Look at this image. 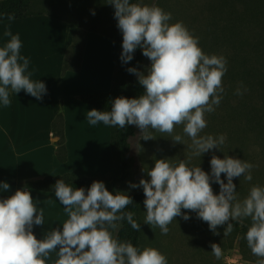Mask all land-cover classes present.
Instances as JSON below:
<instances>
[{
	"label": "clouds",
	"instance_id": "obj_1",
	"mask_svg": "<svg viewBox=\"0 0 264 264\" xmlns=\"http://www.w3.org/2000/svg\"><path fill=\"white\" fill-rule=\"evenodd\" d=\"M108 4L115 8L114 17L123 35L122 63L128 64L139 48L151 65L146 73L136 67L127 69L137 75L144 89L141 95L115 98L110 111H88V123L96 126L102 122L120 129L134 125L145 141L155 139L153 132H159L174 143L185 144L181 135H173L177 126H183V133L191 139L193 155L221 150L225 135L201 133L207 127L205 114L214 112L223 98L226 58L205 54L198 38L182 22L170 24L171 13L159 6L130 0H108ZM3 19L10 22L15 17L0 15ZM3 36L9 39L0 46V104L10 106V93L21 90L42 100L47 94L46 84L31 79L30 60L21 55L19 34L6 27ZM236 94L243 95V91L238 88ZM210 166L211 174L200 166L189 167L184 160L178 165L167 159L156 160L153 168L145 170L150 180L142 178L139 184L130 185L143 188L144 223L158 227L166 235L176 217L190 219L182 212L189 210L207 222L214 235H219L218 227L226 225L227 236L234 230L233 222L250 219L245 235L247 246L259 258L257 264H264V186L251 187L241 200L233 182L237 177L251 181L254 165L228 155L223 159L213 155ZM222 174H226V183ZM213 182L219 184V194L214 193ZM0 187L6 192L10 185L4 182ZM54 193L68 219L62 230H49L43 239L33 232L34 226L45 224V215L42 208L37 212L31 191L19 189L0 199V264H47L53 252L57 255L54 264H168L157 249L141 250L130 241L118 239L124 221L136 231L141 228L135 214L125 211L134 203L127 193L110 192L103 181H94L85 189L73 188L62 179L54 185ZM211 248L220 259L219 244L213 243Z\"/></svg>",
	"mask_w": 264,
	"mask_h": 264
},
{
	"label": "rangeland",
	"instance_id": "obj_2",
	"mask_svg": "<svg viewBox=\"0 0 264 264\" xmlns=\"http://www.w3.org/2000/svg\"><path fill=\"white\" fill-rule=\"evenodd\" d=\"M225 1H141L142 4L156 5L165 12L171 13L170 24L182 22L189 32L198 38L199 46L205 54L226 58L227 72L222 78L223 98L220 104L215 106L214 112L205 114L207 127L201 133V135L214 137L223 134L226 140L221 146L222 151L217 148L210 150L203 156H195L190 147L191 139L183 133V126H177L173 135H181L185 144L174 143L167 134L159 132H153L155 139L145 141L141 139L140 129L133 125L136 136L130 142V153L136 158L137 165L132 170L131 177L118 187L119 191L127 194L143 192L142 186L132 188L130 185L139 184L142 178L150 180L145 170L153 168L155 161L159 159H167L174 165H178L181 160H184L189 167L200 166L204 171L211 174L210 160L213 155L221 159L228 155L254 165L251 170L253 177L251 181H246L243 177L234 178L233 182L237 186L239 199L245 198L251 187L255 185L264 186V112L259 111L263 106V101L257 98L255 94H251V91L245 85L243 86V83H239L238 77L234 79L231 77L230 70L240 67L239 63H232L233 58H237L238 52L230 49L225 43V39L231 35L228 32V26L234 18L238 17L233 12L235 9L242 10L245 2L228 0L230 9H224L223 3ZM34 7L35 11H43L60 19L73 20L75 24L80 26L78 37L80 42H83L85 38L87 41V36L91 34L96 43L103 41L101 39L112 42L110 44L114 48L115 54L120 50L123 35L118 29V21L114 17L115 8L108 4V0H39ZM240 33L239 30L237 35ZM90 47L92 50L89 60L92 61V65L89 67L88 74L91 75L93 71L98 69L102 55L100 53L101 47L98 44L91 43ZM110 57L111 52L106 59ZM66 60L67 68L77 65L71 53H68ZM150 65L151 61L145 57L141 71L146 73V68ZM113 74L111 89L115 82L118 83L119 76L116 64ZM238 88L243 91V95L236 94ZM80 102L78 101V103ZM89 110L91 109L89 108ZM81 111V109L70 111L68 122L70 128H79V132L73 131L74 134H77L75 137L76 145L81 148L85 146L84 149L90 163L87 165L88 167H84V170H87L89 177H109L112 164L110 165L109 161L106 162V160L109 154L110 135L107 137L105 132L99 131L104 127L107 129L108 126L102 122L96 126L90 125L87 121V114H82ZM9 113L11 118L15 116L11 109H9ZM73 119H76L77 122ZM90 130L96 134L85 135V132H90ZM105 131L108 132V130ZM84 138L89 142L85 143ZM221 178L225 180V183L227 182L226 174H222ZM212 187L214 193L219 194V184L213 182ZM145 212L146 209L143 205L137 213L142 232L140 249L143 250L146 247L157 249L166 256L168 264H257L259 258L252 254L247 242L238 232L232 231L231 234L224 236L225 227L220 226L217 229L219 235H214L208 223L199 219L196 212L182 210V212L189 214L190 219L185 221L182 216L176 217L169 225L170 231L166 235L161 234L158 227L152 228L151 225L144 223ZM213 243L219 244L222 249L220 259H217L211 252V244Z\"/></svg>",
	"mask_w": 264,
	"mask_h": 264
},
{
	"label": "crops",
	"instance_id": "obj_3",
	"mask_svg": "<svg viewBox=\"0 0 264 264\" xmlns=\"http://www.w3.org/2000/svg\"><path fill=\"white\" fill-rule=\"evenodd\" d=\"M6 27H10L13 34H19L22 42L21 55L30 60L29 71L33 73L31 79L43 81L47 87V94L42 100H38L21 90L17 94L10 93V106L0 104V175L13 181H29L63 176L78 170L77 172L84 177L97 178L89 177L87 170H84V167L90 164L85 146L81 148L76 145L77 134L74 132H79V128H70L68 120L72 110L81 109L82 114H87L85 112L90 111L89 108L94 109L80 102L79 96L108 92L111 89L119 50L115 54L114 48L111 47L112 42L101 39L103 41L96 43L90 34L87 36L80 71H68L64 74L67 55L73 46L75 34L76 36L80 34V26L73 20L39 16L1 23L0 46L9 39L3 36ZM91 43L101 47L102 56L98 69L90 75L88 71L92 65V61L89 60ZM110 52L111 57L106 59ZM9 109L15 114L12 118ZM61 111L65 118L63 130L67 147L65 163L58 159L59 138L54 135L52 126ZM73 120L77 122L76 119ZM99 131L105 132L107 137L110 135L109 126ZM86 134L96 133L90 130L85 132ZM84 141L89 142L86 138ZM110 142L111 140L108 143L109 154L106 162L109 161L111 165ZM86 147L90 149L88 145ZM15 191L16 189L9 188L5 192L0 188V199L11 196ZM29 191L37 206V212L39 213L42 208L45 215V224L33 227L36 237L43 239L49 230L57 227L62 230V224L68 217L55 194ZM56 259V252L51 253L47 264H54Z\"/></svg>",
	"mask_w": 264,
	"mask_h": 264
},
{
	"label": "trees",
	"instance_id": "obj_4",
	"mask_svg": "<svg viewBox=\"0 0 264 264\" xmlns=\"http://www.w3.org/2000/svg\"><path fill=\"white\" fill-rule=\"evenodd\" d=\"M39 0H0V15H12L14 20L27 19L39 16H51L43 11H35L34 6ZM142 0H130V3H141ZM245 2L243 9L233 12L237 18H234L229 26L228 32L231 34L225 39L227 46L233 51H237V58H233L235 64H240L239 69L232 68L230 75L234 79L238 77L239 83H243L248 87L251 94H255L257 98L262 99L263 106L259 111L264 112V0H242ZM224 9H230L228 0L223 3ZM12 20V21H14ZM9 22L6 19L0 20L1 23ZM240 30V35L238 31ZM223 31V30H222ZM79 35L74 37L73 46L69 53L76 60L77 65L72 68H67L65 64L63 73L68 71L79 72L83 58V52L86 45V38L83 42L79 41ZM122 42H120V50L117 55L116 67L118 68V83L114 84L112 90L95 94H84L78 97L82 103L93 107L100 111H110L111 102L117 97L135 98L141 95L144 91L143 87L138 82V77L135 74L127 71L130 67H136L141 70L144 65L145 56L142 54V49H137L134 58L128 63L123 64L120 57L122 54ZM67 62V61H66ZM73 69V70H72ZM65 118L61 111L53 122L54 135L59 138L57 143V156L60 162L67 161L66 137L64 133ZM110 127V126H109ZM133 125L127 126L125 129L118 127H110L111 135V156L112 166L111 175L109 177L88 178L80 175L77 171L55 177H46L40 180L29 181H13L4 178L0 175V184L7 182L10 188L19 190L25 189L34 190L44 193H54V185L60 179L73 188H89L94 181H103L110 192L119 191L118 187L125 183L130 177L132 170L137 165V160L131 156L130 147L131 140L135 138L136 132ZM2 188V187H0ZM133 199V204L129 205L125 211L133 212L134 219L139 223L137 213L144 205V192L128 194ZM189 211V210H184ZM234 223V230L238 232L243 240L246 241L245 235L250 226V219L244 220L242 223ZM223 227H226L223 226ZM142 232L131 228L126 221L122 222V226L118 233L120 241H130L136 247L140 248L142 241Z\"/></svg>",
	"mask_w": 264,
	"mask_h": 264
}]
</instances>
